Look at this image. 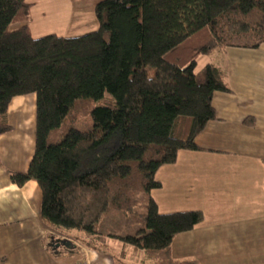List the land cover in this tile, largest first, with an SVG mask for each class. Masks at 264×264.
I'll return each instance as SVG.
<instances>
[{
	"label": "trees",
	"instance_id": "trees-1",
	"mask_svg": "<svg viewBox=\"0 0 264 264\" xmlns=\"http://www.w3.org/2000/svg\"><path fill=\"white\" fill-rule=\"evenodd\" d=\"M32 5L0 0V134L12 129V99L35 93V152L27 171L9 174L18 185L35 179L43 222L76 241L56 246L51 234L47 248L80 243L112 264H200L172 245L205 214L162 211L157 172L202 149L214 94L232 89L227 68L197 69L198 59L264 44V0H100L96 30L39 37Z\"/></svg>",
	"mask_w": 264,
	"mask_h": 264
},
{
	"label": "crops",
	"instance_id": "crops-1",
	"mask_svg": "<svg viewBox=\"0 0 264 264\" xmlns=\"http://www.w3.org/2000/svg\"><path fill=\"white\" fill-rule=\"evenodd\" d=\"M261 50L264 44L227 48L232 90L214 94L218 118L197 137L202 149L181 150L176 162L157 172L162 186L153 194L162 211L201 209L205 214L199 225L174 238L176 258L189 257L200 264H264ZM36 109L35 93L15 96L8 108L12 129L0 134V264H112L106 254L80 243L71 253L56 255L48 249L51 234L66 236L43 222L40 185L35 179L18 185L10 178L9 171H27L34 155ZM247 116L255 118L253 125L244 123ZM242 194L251 199L244 215L232 209L237 202L242 205Z\"/></svg>",
	"mask_w": 264,
	"mask_h": 264
},
{
	"label": "rangeland",
	"instance_id": "rangeland-1",
	"mask_svg": "<svg viewBox=\"0 0 264 264\" xmlns=\"http://www.w3.org/2000/svg\"><path fill=\"white\" fill-rule=\"evenodd\" d=\"M28 1L32 2L33 5L27 23L29 24L33 35L36 37L50 33H57L66 36L79 35L96 30L99 27L95 14V6L100 0ZM20 24L22 23H16L15 26ZM226 50L224 52L218 51L208 55H201L198 59L197 69H201L209 62L219 64L223 68L229 67L227 64L228 58ZM263 53L264 51L262 50L259 52L260 55ZM219 55H221L220 60L218 59ZM244 201L245 203H243ZM250 201V198L246 197L245 194H242V205L237 202V204L233 205V211L236 213L242 212V215H244V211L250 207ZM68 239L76 242L73 237H68ZM261 260L264 263V255L261 257Z\"/></svg>",
	"mask_w": 264,
	"mask_h": 264
},
{
	"label": "water",
	"instance_id": "water-1",
	"mask_svg": "<svg viewBox=\"0 0 264 264\" xmlns=\"http://www.w3.org/2000/svg\"><path fill=\"white\" fill-rule=\"evenodd\" d=\"M62 243H65L66 245L70 246L71 245V240L70 239H64V240H62L61 238H58L56 240V246H59Z\"/></svg>",
	"mask_w": 264,
	"mask_h": 264
}]
</instances>
